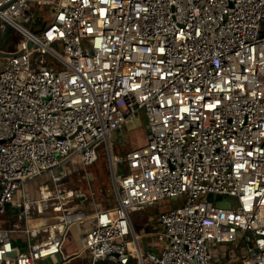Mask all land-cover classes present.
Here are the masks:
<instances>
[{"label":"built area","instance_id":"2783aa9c","mask_svg":"<svg viewBox=\"0 0 264 264\" xmlns=\"http://www.w3.org/2000/svg\"><path fill=\"white\" fill-rule=\"evenodd\" d=\"M38 8L40 29L17 21ZM4 24L21 39L0 70V264L62 263L66 231L86 222L88 264H211L241 241V264H264V0H0ZM141 113L145 142L109 156L114 206L88 214L67 164L110 153ZM43 174L54 187L29 197ZM167 201L143 252L130 212Z\"/></svg>","mask_w":264,"mask_h":264},{"label":"rangeland","instance_id":"374dc122","mask_svg":"<svg viewBox=\"0 0 264 264\" xmlns=\"http://www.w3.org/2000/svg\"><path fill=\"white\" fill-rule=\"evenodd\" d=\"M29 12V11H28ZM29 14V13H27ZM24 15L22 17L17 18V21L20 22L23 26L31 30H38L43 26V22L35 23V19L37 17H41L45 22L50 20L51 12L50 9L47 8H38L36 12H34L32 19L30 20L28 15ZM21 39V34L16 31L9 24H4V27L0 29V50L4 52H12L16 49L17 42ZM7 61V57L0 56V70L3 68V64ZM40 66H37L39 68ZM146 121L141 113L140 115L134 117L131 122L126 124L123 129L114 132L109 135V142L111 143V156L114 158L118 156L119 158H124L127 150L134 146L142 145L146 140ZM116 144V145H114ZM122 168L126 170V164L123 162ZM80 173V174H78ZM66 174L70 179L69 184H65L64 187H72L73 189L82 192L83 196L89 200L90 192H97L96 201L101 202L102 204H108L110 202V187L114 189L111 166L109 161V153L105 145H102L97 150V157L94 162L85 167H77L74 162L67 164L66 166ZM91 178H89V176ZM116 180L119 182L120 172L115 171ZM42 183H48L50 188L54 187L53 182L51 181L48 174H43L37 177L34 181L28 184L29 188V197H34L37 193V188ZM18 200L20 199L19 193L17 195ZM172 202L167 201L165 203L159 204V209L151 206H145L140 210H132L130 212L132 225L138 231L144 224H146V228L150 231L152 237H154L155 233L160 229L158 216L160 211L164 207H171ZM99 206V205H98ZM84 209L87 210V213L92 215L94 212L93 206H83ZM2 216L12 219L16 221L18 216L16 213H11L9 215L3 214ZM85 226H88V223L76 224L72 225L69 230L65 233L64 240L62 243V251L70 255L79 251L80 249V241L76 238L77 229L83 231ZM20 246L21 239L17 242ZM225 246H218L215 251L214 259L211 264H219L222 263L227 264L229 260H231L232 264H241V252L242 248L245 247V242L241 241L240 248L235 249L236 247L233 244H224ZM22 246V245H21ZM142 247V251L144 252V247ZM228 260H225L224 258ZM61 257L57 255L56 257H50L44 259L42 261H38L37 264H56L61 263ZM221 263V264H222ZM61 264H88L87 257H82L81 255H77L68 261H64Z\"/></svg>","mask_w":264,"mask_h":264},{"label":"crops","instance_id":"0c3cea01","mask_svg":"<svg viewBox=\"0 0 264 264\" xmlns=\"http://www.w3.org/2000/svg\"><path fill=\"white\" fill-rule=\"evenodd\" d=\"M121 129H123V128H121ZM114 145H116V144H114ZM108 153H109V152H108ZM109 156H111V143H110V153H109ZM111 157H112V156H111ZM112 158H113V157H112ZM114 158L117 159V158H119V157L116 156V157H114ZM116 171H118V173L120 172L118 166H116ZM91 176H92V175H90L89 178H91ZM33 181H34V180H33ZM30 183H31V182H30ZM110 192H111V193H110V197H109V199H110V202H111V203H108V204H102L101 202L96 201V199H95L96 197H95V196H96L97 192H96V194H95V192L92 193V191L90 192V199L87 200V199L83 196L82 192L76 190V196H75V199L79 202V204H80L81 207H83V206H87V207H89V206H91L92 204H94V205H96V206L99 205L100 207L114 206L116 199H115V195H114V191H113L112 187H110ZM134 210L136 211V210H140V209H134ZM130 217H131V215H130ZM68 230H69V229H68ZM138 231H139L140 233H144L145 236H146V243H145V246H144V250H145L146 248H149V246H150L151 238H152V236H150L151 233H150V231L146 228V224H144V226H142ZM66 232H67V231H66ZM75 232H77V236H76V238L78 239V241L81 242V232H80V230L77 229V231H76V228H75ZM80 245H81V243H80ZM218 246H219V245H216V247L214 248L215 251L217 250L216 248H217ZM220 246H221V245H220ZM222 246H225V245L222 244ZM233 246H234V245H233ZM234 247H235V246H234ZM150 248H151V247H150ZM152 249H153V248H152ZM235 249H237V248H235ZM215 251H214V255H215ZM243 254H244V251L242 250V252H241V257L243 256ZM220 259L223 261L222 258H220ZM224 259H225V260H228L226 257H225ZM222 261H220L219 264H221ZM222 264H223V263H222ZM224 264H226L225 261H224ZM227 264H232L231 260H229Z\"/></svg>","mask_w":264,"mask_h":264},{"label":"water","instance_id":"95a60500","mask_svg":"<svg viewBox=\"0 0 264 264\" xmlns=\"http://www.w3.org/2000/svg\"><path fill=\"white\" fill-rule=\"evenodd\" d=\"M8 55H9L8 53H5V52L0 51V56L7 57ZM119 165H120V163H119ZM60 171H62V168H60V169H58V170H55V171H54V174L57 175ZM63 182H65V183H69V182H70L69 177H68V176L65 177V178L63 179ZM208 200H209V201H214V202L216 203V205H221V206H223V207H228V206H229V203H228V202H226V203H222V202L220 201V197H219V196H215V197H213V195L209 194V196H208ZM174 206H175V205L173 204L172 207H174ZM247 240H248V245L251 246L252 242H251L250 238L247 237ZM141 243H142V246L144 247V246H145V243H146V238H145V237H142V238H141ZM156 251H157V250H154V252H156ZM75 256H76V253H75V254H74V253H73V254H70V255L65 259V261H68L69 259H71V258H73V257H75Z\"/></svg>","mask_w":264,"mask_h":264},{"label":"trees","instance_id":"16d2710c","mask_svg":"<svg viewBox=\"0 0 264 264\" xmlns=\"http://www.w3.org/2000/svg\"><path fill=\"white\" fill-rule=\"evenodd\" d=\"M13 212H14V213L16 212L15 208H14V209H7L6 212H5V214L9 215V214H11V213H13ZM2 218H3L2 220L4 221L5 225H7V222H5L6 220H4V219L7 218V217H4V216H3Z\"/></svg>","mask_w":264,"mask_h":264}]
</instances>
